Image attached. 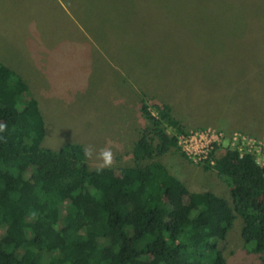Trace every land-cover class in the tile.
I'll use <instances>...</instances> for the list:
<instances>
[{
    "label": "rangeland",
    "instance_id": "374dc122",
    "mask_svg": "<svg viewBox=\"0 0 264 264\" xmlns=\"http://www.w3.org/2000/svg\"><path fill=\"white\" fill-rule=\"evenodd\" d=\"M0 61L37 101L42 146H90L91 170L135 165L141 104L179 123L180 133L164 126L180 151L155 160L191 192L230 203L228 183L204 169L211 152L264 164V0H0ZM241 227L221 249L230 264H256L264 253L249 251Z\"/></svg>",
    "mask_w": 264,
    "mask_h": 264
},
{
    "label": "trees",
    "instance_id": "16d2710c",
    "mask_svg": "<svg viewBox=\"0 0 264 264\" xmlns=\"http://www.w3.org/2000/svg\"><path fill=\"white\" fill-rule=\"evenodd\" d=\"M140 111L135 165L91 170L79 144L42 146L37 101L0 61V264H230L221 245L237 219L244 245L264 253V167L224 149L204 169L228 183L230 203L191 192L155 160L180 151L164 126L179 123L167 107Z\"/></svg>",
    "mask_w": 264,
    "mask_h": 264
},
{
    "label": "clouds",
    "instance_id": "9594fccd",
    "mask_svg": "<svg viewBox=\"0 0 264 264\" xmlns=\"http://www.w3.org/2000/svg\"><path fill=\"white\" fill-rule=\"evenodd\" d=\"M0 131H3V125H0ZM83 154L85 157L91 158L93 155V149L90 146L85 147L83 150ZM98 155L103 159L105 166L111 163L110 149H100Z\"/></svg>",
    "mask_w": 264,
    "mask_h": 264
},
{
    "label": "built area",
    "instance_id": "2783aa9c",
    "mask_svg": "<svg viewBox=\"0 0 264 264\" xmlns=\"http://www.w3.org/2000/svg\"><path fill=\"white\" fill-rule=\"evenodd\" d=\"M178 145H179V147H180V149H181V146H180V142H179V140H178ZM209 145H212V144H209ZM183 150V149H182ZM211 150H209V152H210ZM213 151V150H212ZM240 152V151H239ZM213 152H211L210 154H208L206 157H204L205 158V160H207V158L208 159H210L209 157H210V155L212 154ZM241 153V152H240ZM245 153H249V152H245ZM251 154V153H250ZM256 161V160H255ZM210 163V165H212L213 164V162L212 161H210L209 162ZM256 163L259 165V166H261V167H264V164H259V162H257L256 161Z\"/></svg>",
    "mask_w": 264,
    "mask_h": 264
}]
</instances>
